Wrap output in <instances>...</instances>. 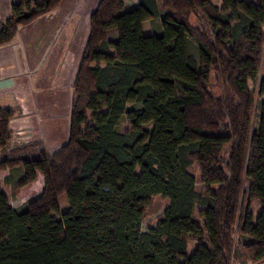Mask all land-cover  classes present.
<instances>
[{
  "label": "trees",
  "instance_id": "trees-1",
  "mask_svg": "<svg viewBox=\"0 0 264 264\" xmlns=\"http://www.w3.org/2000/svg\"><path fill=\"white\" fill-rule=\"evenodd\" d=\"M62 2L11 4L0 45ZM151 19L158 34L143 32ZM263 52L264 0H98L57 148L34 156L12 125L20 107L0 93V175L19 170L14 189L43 177L18 209L0 188V264H232L238 254L264 264ZM62 194L67 209L54 219Z\"/></svg>",
  "mask_w": 264,
  "mask_h": 264
},
{
  "label": "rangeland",
  "instance_id": "rangeland-1",
  "mask_svg": "<svg viewBox=\"0 0 264 264\" xmlns=\"http://www.w3.org/2000/svg\"><path fill=\"white\" fill-rule=\"evenodd\" d=\"M19 0H0V24L10 18V6ZM98 0H63L59 7L50 13L40 17L30 25L19 27L13 39L0 45V86L8 80L7 75L14 81V85L5 93L12 94L13 99L20 107V115L12 121L17 139L36 148L34 156L38 154L39 146L55 149L59 146L60 139H65L68 128L69 100L71 97V84L75 76L81 53L84 50L85 39L88 34V19L94 10ZM138 0H123L124 9H130L137 4ZM221 7V0H212ZM145 34H158L160 26L157 19L144 22ZM61 46L62 53L59 57L55 73L50 77L44 88L36 86L37 80L44 75V67L50 58L54 48ZM6 65H8L6 67ZM43 73V75H42ZM42 75V76H41ZM260 77H264V52L260 65ZM248 89L254 90L250 81ZM1 90V89H0ZM256 94V93H255ZM255 103L260 105L264 102L263 96H254ZM258 118L255 110L252 118V126L256 127ZM128 121L123 116L118 128L123 132L128 129ZM195 176L197 187L200 188L198 172L196 168L190 169ZM19 170L6 172L0 175V188L7 197L12 208H20L27 200L38 195L43 187V177L38 174L35 181L20 188H13L17 181ZM59 211L51 213L54 219H60L61 213L67 209L65 196L59 197ZM154 202L165 206L166 199L159 196ZM252 211H258L257 205L251 206ZM202 209L195 206V213ZM160 211L148 214L141 223L142 231H147L155 226L156 217ZM193 243H189V251ZM237 255L232 264H251L243 257ZM241 257V258H240Z\"/></svg>",
  "mask_w": 264,
  "mask_h": 264
},
{
  "label": "crops",
  "instance_id": "crops-1",
  "mask_svg": "<svg viewBox=\"0 0 264 264\" xmlns=\"http://www.w3.org/2000/svg\"><path fill=\"white\" fill-rule=\"evenodd\" d=\"M8 65H6V67H7ZM14 76V74H11V75H7V76H5V78H7L8 80H6V82L3 84V86H0V93H2V94H6L5 93V91H7L6 89H10V88H12L13 87V85H14V81L12 80V79H9V77H13Z\"/></svg>",
  "mask_w": 264,
  "mask_h": 264
}]
</instances>
